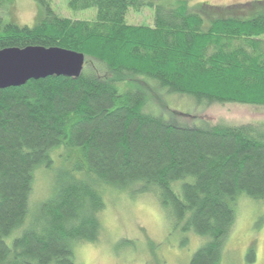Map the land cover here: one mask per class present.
I'll list each match as a JSON object with an SVG mask.
<instances>
[{
	"label": "trees",
	"instance_id": "obj_1",
	"mask_svg": "<svg viewBox=\"0 0 264 264\" xmlns=\"http://www.w3.org/2000/svg\"><path fill=\"white\" fill-rule=\"evenodd\" d=\"M34 1L33 27L0 20V50L59 48L82 54L84 66L76 79L0 90V264H73L74 249L102 233V190L130 186L155 195L173 230L205 240L190 264H220L237 198L264 201V126L166 122L144 110L141 89L120 88L142 78L196 105L264 109V0H176L154 7L152 26L126 22L148 0L68 1L73 12L94 9L91 21ZM55 149L66 151L59 170ZM41 169L54 172V193L33 214Z\"/></svg>",
	"mask_w": 264,
	"mask_h": 264
},
{
	"label": "rangeland",
	"instance_id": "obj_2",
	"mask_svg": "<svg viewBox=\"0 0 264 264\" xmlns=\"http://www.w3.org/2000/svg\"><path fill=\"white\" fill-rule=\"evenodd\" d=\"M69 0H50L51 9L64 18L91 21L95 10L73 12ZM153 4L126 16L129 25L152 26L155 6H172L176 0H148ZM189 6L202 4L216 7L243 6L257 0H185ZM263 1V0H258ZM40 9L34 0H9L0 6L3 24L33 27L40 18ZM144 84L146 86L144 87ZM143 91L145 111L160 116L166 122L178 125H197L196 121L227 126H264V109L225 104L196 105L188 98L168 95L147 79L137 78L133 84L120 90ZM177 113L178 115L176 116ZM182 117H189L183 119ZM64 156L57 159V155ZM66 151L55 149L50 156L52 170L63 165ZM54 172L38 170L32 174L29 205L33 214L40 204L47 202L54 193ZM104 208L99 214L102 233L95 243H86L74 249L73 264H190L194 253L202 247L204 239L173 230L161 209L157 198L151 193L137 192V186L124 189L104 188ZM234 223L226 236L220 264H249L246 255L254 252L250 264H264V201L239 197L233 205Z\"/></svg>",
	"mask_w": 264,
	"mask_h": 264
},
{
	"label": "water",
	"instance_id": "obj_3",
	"mask_svg": "<svg viewBox=\"0 0 264 264\" xmlns=\"http://www.w3.org/2000/svg\"><path fill=\"white\" fill-rule=\"evenodd\" d=\"M84 56L59 48L27 47L0 50V90L19 88L49 77L76 79Z\"/></svg>",
	"mask_w": 264,
	"mask_h": 264
},
{
	"label": "clouds",
	"instance_id": "obj_4",
	"mask_svg": "<svg viewBox=\"0 0 264 264\" xmlns=\"http://www.w3.org/2000/svg\"><path fill=\"white\" fill-rule=\"evenodd\" d=\"M86 261H87V264H91V261L90 259H88L87 257H85Z\"/></svg>",
	"mask_w": 264,
	"mask_h": 264
}]
</instances>
